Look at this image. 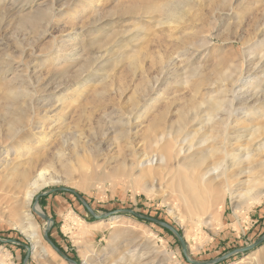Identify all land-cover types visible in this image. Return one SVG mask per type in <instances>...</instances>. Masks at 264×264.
<instances>
[{"label": "rangeland", "instance_id": "1", "mask_svg": "<svg viewBox=\"0 0 264 264\" xmlns=\"http://www.w3.org/2000/svg\"><path fill=\"white\" fill-rule=\"evenodd\" d=\"M169 3L181 14L175 27L165 24L161 14ZM263 3L264 0H0V146L12 148L27 143L31 149L28 152L21 148L15 157L10 150L0 157L16 160L9 167L0 163V181L6 179L5 192L8 191V200L0 205L2 254L8 253L12 264H84L83 255L89 264H189L172 233L122 212L128 210L174 229L184 241L191 261L205 263L232 254L218 264H264V241L251 250L233 253L256 244L264 235V199L260 205L243 208L235 219L232 202L227 198L219 217L222 226L214 217L213 227L196 229L173 196L162 191L147 196L113 174L123 161L130 163L131 151L124 141H118L119 152L113 139L99 154L95 148L103 139L109 117L116 121L131 112L148 78L169 64V69L180 72L199 69L204 78L240 68L245 82L262 81L264 88V67L248 68L250 61L256 64L264 51V42L258 43L264 36ZM62 42L66 50L56 54ZM166 78L160 80L163 96L146 114V123L159 112L166 115L167 109L168 116L174 119L178 107L192 99L189 88L200 82L194 79L184 87L180 85L182 77ZM198 98H202L201 94ZM32 105L35 113L30 110ZM45 112L47 118L42 120ZM32 119L37 124L34 130L27 128L12 141L14 135L8 133V124L26 128ZM39 123L44 125V131ZM146 123L138 128L136 149L141 145V130ZM74 138L79 140L77 145ZM110 145L113 149L108 152ZM29 160L39 168L49 166L56 181L39 191L29 208L44 244L54 252L42 260L34 258L32 245L12 225L24 210L16 186ZM102 170L108 174L105 179L89 177ZM59 188L74 191L80 199L67 192H49ZM40 194L43 195L35 204ZM69 213L86 224H94L92 232L79 238L64 232L62 227ZM38 214L52 222L48 224ZM46 229L50 243L44 237ZM186 233L193 236L185 240Z\"/></svg>", "mask_w": 264, "mask_h": 264}, {"label": "bare ground", "instance_id": "2", "mask_svg": "<svg viewBox=\"0 0 264 264\" xmlns=\"http://www.w3.org/2000/svg\"><path fill=\"white\" fill-rule=\"evenodd\" d=\"M161 14L164 16V23L168 26L175 27V24H179L182 19L173 3L167 4ZM262 39L258 43L264 42V36ZM64 44L65 42H62V45L57 47L56 54L64 51ZM243 53L245 54L244 51ZM261 55L258 56L256 64H253L255 61H250L249 69L264 67V51ZM253 58L255 60L257 57L253 55ZM169 66L171 65L161 69L160 73H156L154 77L148 78L131 112L116 121L109 117L105 123L103 139L96 144L95 148L99 154L103 151V147L113 139L116 141L113 146L119 152L120 142L124 141L125 146H128L131 151L130 163L123 161L113 174L127 180L129 185L135 186L147 196L154 195L156 191L173 196L180 205L179 207L187 212L196 229L202 226L213 227L214 217L222 226L220 218H222L225 208L224 201L227 198L232 202L235 219L243 208L248 209L254 205H260L264 199V88H262V81H257V78L253 80L257 82L252 84L246 78L248 82H245L244 73L240 68L234 72H221L216 76L204 78L205 76L202 77L199 69H185L180 72L169 69ZM167 76L182 77L180 85L184 87L194 79H200V82L197 81L199 83L189 88L192 99L187 105L178 107L174 119L168 116L167 109L166 115L164 112H159L146 123L144 121L146 114L163 96L160 80L161 78L168 79ZM201 90H204L203 94ZM199 94L202 98H198ZM26 96L30 97L31 94L26 93ZM33 109L35 105L30 110L34 112ZM46 115L45 112L41 119L45 120ZM145 123L146 126L141 130V145L136 149V139L139 136L138 130H140L138 128ZM27 125L28 127L25 128L23 125L8 124V133L14 135L11 140L13 141L27 128L34 130L32 127L37 124L32 119ZM40 127L44 131V125L40 124ZM73 141L76 145L79 143L76 138ZM113 146L110 145V148H107L108 152L113 149ZM21 148L31 150L27 143L12 148L0 146V157L10 150L15 157ZM6 158H1L0 163L6 164L7 167L16 161ZM48 167L39 168L29 160L27 167L19 174L16 186L22 195L24 210L12 222V225L19 229L32 245V255L37 260L48 259L53 252L47 246L48 244H44L37 223L29 211L35 195L56 183ZM103 170L100 174L94 171L89 177L103 180L108 176ZM5 191L6 179H1L0 205H4L8 200V197H5L8 191ZM94 227V224H86L77 219L74 214L69 213L65 217L62 229L79 238L92 232ZM189 236L193 235L186 233L184 239L186 240ZM111 241L113 242V237ZM52 247L55 252H59L54 246ZM82 257L86 261L84 264H89L87 257L84 255ZM0 264H12L8 253L2 254L0 251Z\"/></svg>", "mask_w": 264, "mask_h": 264}, {"label": "water", "instance_id": "3", "mask_svg": "<svg viewBox=\"0 0 264 264\" xmlns=\"http://www.w3.org/2000/svg\"><path fill=\"white\" fill-rule=\"evenodd\" d=\"M50 193H54V192H67V193H71L72 195H74L77 199H80L79 196L72 190H69V189H63V188H59V189H55V190H51L49 191ZM43 194H40L38 195L36 198H35V204H37V200L40 196H42ZM87 210L90 212V210L87 208ZM123 213H126V214H129L133 217H136L140 220H143V221H146V222H149V223H153L155 225H158L164 229H166L167 231H169L170 233H172L177 241L179 242L180 244V247H181V250H182V253H183V256L184 258L186 259L187 263L189 264H218L220 262H222L223 260H225L226 258H228L229 256H231L232 254H228L226 255L225 257L221 258V259H217V260H214V261H210V262H205V263H197V262H194V261H191L189 258H188V252H187V249H186V245L184 244V241L182 240L181 236L174 230L172 229L170 226H168L167 224L161 222V221H158L156 219H153V218H150V217H145V216H142V215H138L132 211H128V210H124L122 211ZM38 216L46 221L48 224H50L52 221L50 219H48L47 217H45L44 215L42 214H38ZM48 231L49 229L44 232V236H45V239L50 243V241L48 240L47 238V234H48ZM264 241V235L261 237V239L254 245H251V246H248L244 249H239L237 251H234L233 253H241V252H244V251H247V250H251L253 247H255L258 243ZM58 254L63 257L64 259H66L61 253L58 252ZM68 260V259H67ZM69 261V260H68Z\"/></svg>", "mask_w": 264, "mask_h": 264}, {"label": "trees", "instance_id": "4", "mask_svg": "<svg viewBox=\"0 0 264 264\" xmlns=\"http://www.w3.org/2000/svg\"><path fill=\"white\" fill-rule=\"evenodd\" d=\"M55 245V244H54ZM56 246V245H55ZM58 249H60L58 246H56ZM60 251H62L61 249H60ZM63 252V251H62Z\"/></svg>", "mask_w": 264, "mask_h": 264}]
</instances>
